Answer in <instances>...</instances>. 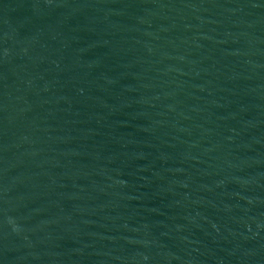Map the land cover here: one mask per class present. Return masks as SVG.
Segmentation results:
<instances>
[{
  "label": "water",
  "instance_id": "1",
  "mask_svg": "<svg viewBox=\"0 0 264 264\" xmlns=\"http://www.w3.org/2000/svg\"><path fill=\"white\" fill-rule=\"evenodd\" d=\"M0 264H264V0H0Z\"/></svg>",
  "mask_w": 264,
  "mask_h": 264
}]
</instances>
